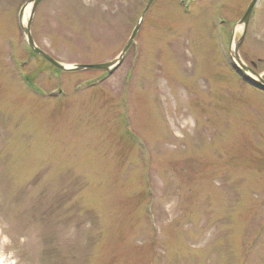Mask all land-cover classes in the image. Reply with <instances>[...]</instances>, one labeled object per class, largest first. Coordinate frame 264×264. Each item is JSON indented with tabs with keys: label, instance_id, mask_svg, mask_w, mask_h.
<instances>
[{
	"label": "rangeland",
	"instance_id": "rangeland-1",
	"mask_svg": "<svg viewBox=\"0 0 264 264\" xmlns=\"http://www.w3.org/2000/svg\"><path fill=\"white\" fill-rule=\"evenodd\" d=\"M29 1L0 0V264H264V91L230 64L251 0H154L110 76L35 53ZM148 1L42 0L31 34L110 62ZM238 53L264 78V0Z\"/></svg>",
	"mask_w": 264,
	"mask_h": 264
},
{
	"label": "water",
	"instance_id": "water-1",
	"mask_svg": "<svg viewBox=\"0 0 264 264\" xmlns=\"http://www.w3.org/2000/svg\"><path fill=\"white\" fill-rule=\"evenodd\" d=\"M42 0H30L28 3H31V14L29 17V20L27 21L26 25L23 24V16H24V11H25V5L21 12H20V26H21V31L22 33L27 37V41L29 46L39 55H41L42 57H44L46 60H48L50 63H52L54 66L61 68V69H65V70H83V69H105L107 70V72L109 74H112L113 71L122 63V61L124 60L125 54L127 52V50L129 49L130 45L133 43L139 29L140 26L143 22V19L145 17V14L147 12V10L149 9L150 5L152 4V2L154 0H149L147 5L145 6L141 17L139 19V21L136 23L133 32L131 34V37L128 41V43L126 44V46L124 47L123 51L121 52V54L115 58L114 60L110 61V62H106V63H95V64H75L72 66H68L66 64H63L57 60H55L54 58H52L47 52H45L43 49H41L40 47H38L34 41V38L31 34V23L33 20V16L35 14V10L36 7L38 6V4L41 2ZM259 2V0H251L247 10L245 11L244 15L242 16V18L239 21V25H242L244 27V33L241 36L239 42L236 43L235 48L232 52V61L231 64L232 66L235 68V70H237L239 73L242 74V76H244L245 79L253 81L256 86H258L260 89L264 90V78L258 74L257 72H255L251 67H249L248 65H246L242 59L240 58V55L238 53V49L240 44L242 43L244 37H245V33L247 30V26L251 17V14L253 12L254 7L257 5V3Z\"/></svg>",
	"mask_w": 264,
	"mask_h": 264
},
{
	"label": "bare ground",
	"instance_id": "bare-ground-1",
	"mask_svg": "<svg viewBox=\"0 0 264 264\" xmlns=\"http://www.w3.org/2000/svg\"><path fill=\"white\" fill-rule=\"evenodd\" d=\"M30 8H31V3H27V5L25 6V11H24V16H23V23L26 21V15H27V12L29 11Z\"/></svg>",
	"mask_w": 264,
	"mask_h": 264
}]
</instances>
